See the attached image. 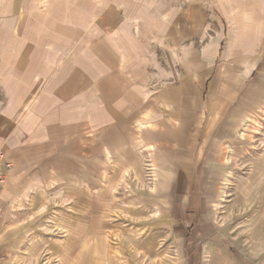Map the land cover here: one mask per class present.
<instances>
[{
	"label": "rangeland",
	"instance_id": "374dc122",
	"mask_svg": "<svg viewBox=\"0 0 264 264\" xmlns=\"http://www.w3.org/2000/svg\"><path fill=\"white\" fill-rule=\"evenodd\" d=\"M108 1L0 0V23H14L16 37L78 24L84 43L72 37L71 57L103 39L92 27ZM263 1L220 0L219 40L205 31L194 42H164L163 71L149 81L148 97L162 89L189 100L180 110L192 117L185 124L196 139L182 154V197L158 187L149 147L89 131L6 182L0 264H264V16L256 13ZM256 21L255 47L246 52L239 40ZM192 66L195 73L185 72Z\"/></svg>",
	"mask_w": 264,
	"mask_h": 264
},
{
	"label": "crops",
	"instance_id": "0c3cea01",
	"mask_svg": "<svg viewBox=\"0 0 264 264\" xmlns=\"http://www.w3.org/2000/svg\"><path fill=\"white\" fill-rule=\"evenodd\" d=\"M221 6L220 0H109L107 13L92 27L93 37L96 33L103 39L93 38L95 43L85 51L79 45L71 57L66 47L73 45V38L84 43L78 24L61 25L49 34L21 33L16 37L11 34L14 23L4 24L2 19L0 159L12 163L7 182L13 174L30 167L29 163L42 160L43 155L61 153L72 138L91 131L92 138L100 139L107 133L109 138L123 139L126 145L134 139L144 149L149 147L156 155L153 169L158 187L169 190L171 199L182 197L188 161L182 154L196 139L195 128L190 126L192 117L189 113L184 117L180 110L189 100L181 103L173 94L166 98L162 89L149 98L148 85L163 71L165 41L178 46L196 41L205 31L220 39L219 25L226 16ZM77 11V18L83 20V8ZM256 13L264 16V1ZM22 22L21 27L32 24ZM252 24L239 40L246 52L259 34L258 21ZM149 32L155 40L151 49ZM194 68L185 72L195 73ZM259 89L252 88L249 95L254 97ZM165 108L169 118L163 116ZM180 118L182 125H178ZM132 128L135 135L129 133Z\"/></svg>",
	"mask_w": 264,
	"mask_h": 264
},
{
	"label": "built area",
	"instance_id": "2783aa9c",
	"mask_svg": "<svg viewBox=\"0 0 264 264\" xmlns=\"http://www.w3.org/2000/svg\"><path fill=\"white\" fill-rule=\"evenodd\" d=\"M12 167V163L5 159H0V193L3 191L8 179V172Z\"/></svg>",
	"mask_w": 264,
	"mask_h": 264
}]
</instances>
